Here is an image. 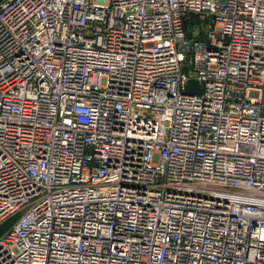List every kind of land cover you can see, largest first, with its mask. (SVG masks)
<instances>
[{
	"label": "built area",
	"instance_id": "obj_1",
	"mask_svg": "<svg viewBox=\"0 0 264 264\" xmlns=\"http://www.w3.org/2000/svg\"><path fill=\"white\" fill-rule=\"evenodd\" d=\"M11 220L0 264H264V0H0Z\"/></svg>",
	"mask_w": 264,
	"mask_h": 264
},
{
	"label": "water",
	"instance_id": "obj_2",
	"mask_svg": "<svg viewBox=\"0 0 264 264\" xmlns=\"http://www.w3.org/2000/svg\"><path fill=\"white\" fill-rule=\"evenodd\" d=\"M186 90L190 93V94H199L200 93V87L199 85L194 82V81H190L186 87Z\"/></svg>",
	"mask_w": 264,
	"mask_h": 264
},
{
	"label": "rangeland",
	"instance_id": "obj_3",
	"mask_svg": "<svg viewBox=\"0 0 264 264\" xmlns=\"http://www.w3.org/2000/svg\"><path fill=\"white\" fill-rule=\"evenodd\" d=\"M12 221H13V220L7 222L2 228H0V233H1L2 231H4L7 227H9V226H10V223H11Z\"/></svg>",
	"mask_w": 264,
	"mask_h": 264
},
{
	"label": "trees",
	"instance_id": "obj_4",
	"mask_svg": "<svg viewBox=\"0 0 264 264\" xmlns=\"http://www.w3.org/2000/svg\"><path fill=\"white\" fill-rule=\"evenodd\" d=\"M2 228V227H1Z\"/></svg>",
	"mask_w": 264,
	"mask_h": 264
}]
</instances>
